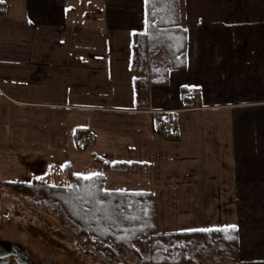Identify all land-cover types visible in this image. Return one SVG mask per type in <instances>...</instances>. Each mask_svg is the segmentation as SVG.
Returning <instances> with one entry per match:
<instances>
[{"label": "crops", "instance_id": "0c3cea01", "mask_svg": "<svg viewBox=\"0 0 264 264\" xmlns=\"http://www.w3.org/2000/svg\"><path fill=\"white\" fill-rule=\"evenodd\" d=\"M6 1L16 2L31 30L46 35L23 44L33 51L16 53V73L8 65L14 52L1 55L0 152L8 149L0 174L14 180L20 164L30 170L21 176L53 177L63 165L44 146H72L82 129L73 127V113L91 114V124L116 146L108 154L113 161L105 158L114 165L109 173L148 176L160 169L162 217L178 227L167 233L235 226L240 264H264V0H184L188 65L173 70L166 86L143 80L144 89L137 87L142 76L132 53L134 34L146 31L145 0H100L84 14L67 6L81 0H0L8 13ZM73 17L86 21L75 25ZM100 77L106 81L91 90ZM26 90L32 99L19 96ZM45 112L60 119L36 115ZM165 121L174 135L158 134ZM18 124L28 130L19 139L27 156L14 159L10 133ZM201 146L209 147L203 171L195 166L204 157ZM158 155L160 167L153 164ZM202 191L210 194L204 200Z\"/></svg>", "mask_w": 264, "mask_h": 264}, {"label": "trees", "instance_id": "16d2710c", "mask_svg": "<svg viewBox=\"0 0 264 264\" xmlns=\"http://www.w3.org/2000/svg\"><path fill=\"white\" fill-rule=\"evenodd\" d=\"M183 4L184 0H145L146 31L133 36L134 72L142 76L139 89L146 88L143 80L153 87L166 86L173 70L186 69L189 33ZM85 135L87 131L78 130L77 145ZM94 160L104 173L114 170L107 159L94 155ZM66 176L68 186L9 181L4 187L36 212L58 215L81 242L79 253L89 263L240 264L237 228L160 233L154 193L109 191L105 175L85 179L70 165Z\"/></svg>", "mask_w": 264, "mask_h": 264}, {"label": "rangeland", "instance_id": "374dc122", "mask_svg": "<svg viewBox=\"0 0 264 264\" xmlns=\"http://www.w3.org/2000/svg\"><path fill=\"white\" fill-rule=\"evenodd\" d=\"M94 1V2H93ZM97 3H100V0H81L79 3H72L70 2L68 7H75L76 10H82L81 13L84 14L86 10H91L96 8ZM7 6L12 7L13 11L7 13V9L2 8L0 9V63H1V55L4 50H10L14 52V56L11 57L9 66L13 73H16L15 70L18 69L19 64L16 62L17 55L16 53L20 54L21 52L30 51L32 52L31 48H23L27 46L26 44L29 42H37L39 41V37L41 40L44 39L45 34H39L35 30H31L30 21L26 20L24 16H22L21 12L17 7L15 1H6ZM74 24L78 23H85L86 18L84 17H73ZM18 29V30H17ZM43 35V36H40ZM98 35H105L104 39L111 40L110 34L105 33H98ZM98 35L95 37L98 39L100 38ZM92 36H90L91 38ZM19 47V48H18ZM8 48V49H7ZM18 48V49H17ZM24 56V57H23ZM22 63L25 62L26 57L28 55H23ZM14 57V58H13ZM8 65L4 67L8 68ZM1 67V64H0ZM1 76V71H0ZM95 78L96 76H92ZM105 77V76H104ZM104 77L98 78L97 81L91 83L90 82V89L96 88L98 85L106 81ZM1 78V77H0ZM44 87V83L41 84ZM41 87V89H43ZM20 87L18 86L17 89ZM47 89V88H46ZM108 89V88H106ZM21 90V89H19ZM46 91V90H45ZM31 90H26V95L22 92L19 95L21 98H28L32 99ZM44 93L41 92V95ZM43 99V97H42ZM52 99V98H50ZM90 104L94 105L96 100H91L90 97L88 98ZM36 115L40 116L42 120L46 118H50L51 120L60 119L59 113H41ZM89 119L87 115L84 114H77L73 113V127H81L87 133L95 134L96 139L94 140L95 146L90 147L89 141L84 139L85 141L82 143L84 145V149H79L78 145L80 139L77 142L74 139L71 141L72 146L64 145V146H44L45 149L52 150L53 155L55 156L57 153V160H59L63 165L60 169L56 168V174L53 177L45 178L44 180L40 179L39 176L37 177L36 174H27L25 177L23 172H29L30 170H26L24 167L25 165H18L15 166V170L18 173L16 177H14V182H27V183H34V182H45L49 185H57V186H68L69 179L66 176V167L65 164L68 163L70 165L76 175L86 177V176H94L93 174H103L106 176V189L109 191L114 190H122V191H144V192H152L156 195L157 199V211H158V231L160 233H167L168 231H175L178 229L177 226L170 223H165L166 220L162 217V180L160 175V169H152L148 170V176H144L143 170H137L136 172H132L133 174L127 176H116L112 173L105 174L94 162V155H98L100 157L107 158L110 161H113L111 156L108 155L114 152V145H112V141L108 139V136L102 131L100 127H95L91 124V114H89ZM93 116V115H92ZM212 120V117L218 118L217 114H210L209 115ZM201 118L198 117L196 120H200ZM18 122L20 118H17ZM17 123V122H14ZM27 132V128L22 129L21 125L18 124L15 126L12 133H10L13 137L15 145L12 146L13 150L8 152L10 156L14 159L19 157H26L27 154L25 152V146L21 147V141L19 140L21 137L22 132ZM33 132V130H30ZM78 132V130H77ZM110 133L109 136H111ZM25 137V136H24ZM197 148V147H196ZM195 148V149H196ZM7 147L0 152V156L3 155V152H6ZM208 146H201L202 161L201 163H195V166L199 169H209V160H207L206 156L208 155ZM58 151V152H56ZM87 159V164L84 163ZM161 156L158 155L156 161L153 162L154 165L160 167L161 163ZM82 161L81 165H77L75 162ZM19 162V161H18ZM70 163V164H69ZM67 166V165H66ZM22 172V173H21ZM10 180L6 179V176L0 174V236L7 241L10 242H18L23 244L26 248H28L34 256V258L38 260H50L53 263L58 264H96V261L88 262L82 255L79 253V248L81 242L77 240V238L72 234L70 230L64 227L61 218L55 213H51L49 211L43 212H36L31 208V205L25 202V200L21 197H18L11 193L10 191H6L4 187V183ZM203 192V191H202ZM201 192V193H202ZM200 193L199 196L202 197V200L206 199L209 193L203 192ZM198 195V194H195ZM212 195V194H211Z\"/></svg>", "mask_w": 264, "mask_h": 264}, {"label": "flooded vegetation", "instance_id": "af4514ba", "mask_svg": "<svg viewBox=\"0 0 264 264\" xmlns=\"http://www.w3.org/2000/svg\"><path fill=\"white\" fill-rule=\"evenodd\" d=\"M17 245L23 246L21 250ZM32 252L23 244L4 240L0 236V264H48L50 260H38L31 254ZM58 264V263H53Z\"/></svg>", "mask_w": 264, "mask_h": 264}, {"label": "built area", "instance_id": "2783aa9c", "mask_svg": "<svg viewBox=\"0 0 264 264\" xmlns=\"http://www.w3.org/2000/svg\"><path fill=\"white\" fill-rule=\"evenodd\" d=\"M192 100H196L197 98L195 96L191 97ZM157 130L159 132V134L161 135H174V133H176L175 131V127L171 125L170 122H160L159 125L157 126ZM89 141V145L90 147H94L95 143L94 140L96 139L95 134H90L87 135V137L85 136L83 139H81V143L79 144V148L84 149V145L82 144L85 140Z\"/></svg>", "mask_w": 264, "mask_h": 264}, {"label": "snow or ice", "instance_id": "6c2138e0", "mask_svg": "<svg viewBox=\"0 0 264 264\" xmlns=\"http://www.w3.org/2000/svg\"><path fill=\"white\" fill-rule=\"evenodd\" d=\"M147 2V0H146ZM93 175H99V174H93ZM85 179H91V176L84 177ZM230 228H235V226H229ZM213 229H195L193 231H212ZM228 239H232V237H228Z\"/></svg>", "mask_w": 264, "mask_h": 264}, {"label": "water", "instance_id": "95a60500", "mask_svg": "<svg viewBox=\"0 0 264 264\" xmlns=\"http://www.w3.org/2000/svg\"><path fill=\"white\" fill-rule=\"evenodd\" d=\"M17 247L21 250H25L23 246L17 245ZM48 264H53V263H48Z\"/></svg>", "mask_w": 264, "mask_h": 264}]
</instances>
